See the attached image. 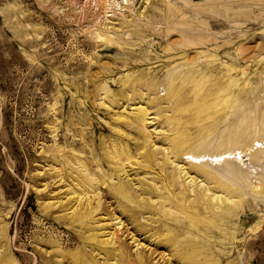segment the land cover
Masks as SVG:
<instances>
[{"label": "rangeland", "instance_id": "374dc122", "mask_svg": "<svg viewBox=\"0 0 264 264\" xmlns=\"http://www.w3.org/2000/svg\"><path fill=\"white\" fill-rule=\"evenodd\" d=\"M261 101L264 0H0V264H264Z\"/></svg>", "mask_w": 264, "mask_h": 264}, {"label": "bare ground", "instance_id": "6f19581e", "mask_svg": "<svg viewBox=\"0 0 264 264\" xmlns=\"http://www.w3.org/2000/svg\"><path fill=\"white\" fill-rule=\"evenodd\" d=\"M214 2H216L217 0H213ZM222 22H223V24H225V22H226V20H222ZM224 37H229L230 35H227V34H222ZM228 57V56H227ZM237 57V56H236ZM217 60V59H216ZM211 68H213V67H211ZM210 68V69H211ZM214 70V69H213ZM226 71H228V72H230V69H226ZM209 74V73H208ZM226 75V74H225ZM228 75V74H227ZM218 76V75H217ZM220 77V76H219ZM230 77V76H229ZM227 78H228V76H227ZM226 79V78H225ZM219 83H221V82H219ZM260 86V85H259ZM235 87V86H234ZM259 95H261V94H259ZM227 102V101H226ZM263 104H264V102H259L258 103V105H257V107L256 108H254V118H255V120H256V116L257 115H259V114H261V112H260V109L262 108V106H263ZM247 106V105H246ZM264 108V107H263ZM262 108V109H263ZM246 110V109H245ZM147 115H150V114H147V110L145 109L144 111H140L139 112V115H137L135 118H134V120L130 123V125H132L133 127H135L136 129H138V128H142L144 125H145V121L147 120L146 118L147 117H149V116H147ZM253 118V117H252ZM152 121L154 120L153 118H150ZM246 119V118H245ZM254 120V121H255ZM248 121V120H247ZM250 121V120H249ZM252 122V121H251ZM262 124V123H261ZM225 125H226V127H227V122L225 121ZM252 125L253 124H249V122H245V120L244 119H240V121H239V124H238V126H235L236 127V131H238V134H239V137H238V144H231V141L229 142V139H230V135L232 134L231 133V130H228V132H227V130L224 132V134H222V136H221V139L219 140V146H218V149L220 150V149H222V153H221V156L222 155H226V154H229V152L231 151V147L233 146V148H235V147H237V145L239 146V145H242V144H246L247 145V143H248V141H250V137H249V135L251 134L250 133V131H253L252 129L249 131V128H252ZM257 125V124H256ZM219 126V125H218ZM145 127V126H144ZM264 127V126H263ZM256 128V127H255ZM134 129V128H133ZM132 129V130H133ZM135 130V129H134ZM247 130H248V132H247ZM259 132H258V135H257V137L259 138L261 135H263L264 134V129H260V130H258ZM139 133H140V131H139ZM255 133H257L256 131H255ZM262 133V134H261ZM234 134V133H233ZM232 136V135H231ZM257 138V139H258ZM218 139V138H217ZM255 140V139H254ZM217 143V142H216ZM258 144V143H257ZM262 147V146H261ZM244 148H247V147H244ZM215 149H217L216 147H215ZM166 150V149H165ZM209 150H210V148H209ZM237 150V149H236ZM233 151V150H232ZM203 152V151H202ZM201 152V153H202ZM206 152V151H205ZM208 153V152H207ZM211 153V152H210ZM169 155V154H168ZM221 156H219V158L221 157ZM196 159V158H195ZM175 161V160H174ZM226 161V160H225ZM255 162V161H254ZM172 163V162H171ZM185 165L186 166H188L189 168H186V167H184V166H179V167H177V169L179 170V174H180V176H181V174H184V175H190V170L191 169H197L198 170V173L197 174H199V175H201L202 177H204V179L206 180V181H213V179L214 180H216L217 179V174H218V171H217V173L216 174H214L213 173V171H212V169L211 168H208L207 166H209V165H205V166H201V165H197V164H195V163H192V162H187V163H185ZM230 165H231V163L230 162H228V161H226L225 162V167H230ZM121 166V165H120ZM121 168V167H120ZM123 169V168H122ZM119 170V169H118ZM176 171V170H175ZM175 171H173L172 172V174H173V176L174 177H172V182H173V184H174V181L176 180L175 179V174L174 173H176ZM127 172V171H126ZM223 173V174H222ZM222 173H221V175H223V177L224 178H229V177H231L232 176V172H231V169L230 168H227V169H225L224 171H222ZM171 174V173H170ZM220 174V173H219ZM241 175V174H240ZM179 176V177H180ZM182 178V177H181ZM183 178H184V176H183ZM191 178V180H190V183H195V178L194 177H190ZM109 180V179H108ZM186 180V179H185ZM106 181H107V179H106ZM128 182V184H132V182L131 181H127ZM103 183H106V182H103ZM184 184H185V181H184ZM206 184V183H205ZM103 185V184H102ZM210 185V184H209ZM128 185H121V187L119 186V187H116V189H117V191L119 192V194H122V195H124V196H127V194H128V191H129V189H128V187H127ZM188 187H186V189H184V191H181L180 192V194L181 195H183L184 194V192H186V193H190L191 195H192V193H194L193 195H194V199H196V201H198V200H200L201 199V201L202 200H204L203 199V196H204V191L202 192L201 190H198L197 189V187H195V186H192L191 184L190 185H187ZM169 187V186H168ZM157 189V188H156ZM206 189H208L207 187H206ZM209 191H210V189H208ZM216 191V190H215ZM173 193V192H172ZM206 193V192H205ZM225 193V192H224ZM175 197H177V196H175ZM197 197V198H196ZM194 199H192V200H194ZM192 210H193V208H192Z\"/></svg>", "mask_w": 264, "mask_h": 264}]
</instances>
